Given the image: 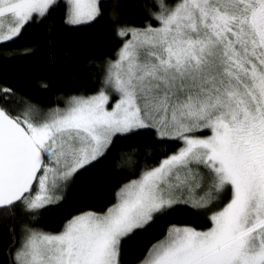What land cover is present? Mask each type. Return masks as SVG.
I'll return each mask as SVG.
<instances>
[{
	"label": "snow or ice",
	"instance_id": "snow-or-ice-1",
	"mask_svg": "<svg viewBox=\"0 0 264 264\" xmlns=\"http://www.w3.org/2000/svg\"><path fill=\"white\" fill-rule=\"evenodd\" d=\"M105 2L0 0V44L46 21L51 31L58 9L65 25L98 23ZM119 7L107 18L120 47L98 65L93 92L45 108L0 84V214L25 217L0 254L7 264H123L126 239L190 204L210 226L170 224L138 264H264V0H151L142 26ZM149 134L178 147L141 165L140 144H129L114 202L58 232L39 226L80 170L116 140Z\"/></svg>",
	"mask_w": 264,
	"mask_h": 264
},
{
	"label": "trees",
	"instance_id": "trees-1",
	"mask_svg": "<svg viewBox=\"0 0 264 264\" xmlns=\"http://www.w3.org/2000/svg\"><path fill=\"white\" fill-rule=\"evenodd\" d=\"M105 2V0H102ZM105 2V19L90 26H69L63 23V9H58L50 21H54L51 31L49 21L26 33L23 40L15 44H0V84L15 88L32 102L47 107L65 106L71 95L93 92L100 81L98 65L107 59H115L120 41L115 37L108 21L110 5ZM123 20L142 26L143 5L151 0H115ZM25 48L33 49L24 54ZM140 144V164H157L165 150L171 151L177 144L157 143L156 138L148 136L133 140L115 141L110 155L101 158L87 170H80L64 193V200L44 213L39 226L47 231L58 232L65 221L78 211L89 208L101 210L114 202L116 188L129 178L127 165L120 163V152L129 144ZM150 145L153 151L143 156L144 148ZM119 165V166H118ZM25 217L19 211L15 217L0 214V246L11 238L9 228L19 230ZM170 224L191 225L197 228L210 226L207 215L190 205H180L170 215L158 219L143 231H137L122 245L123 264H138L145 251L162 239ZM0 264H7V258L0 254Z\"/></svg>",
	"mask_w": 264,
	"mask_h": 264
},
{
	"label": "rangeland",
	"instance_id": "rangeland-1",
	"mask_svg": "<svg viewBox=\"0 0 264 264\" xmlns=\"http://www.w3.org/2000/svg\"><path fill=\"white\" fill-rule=\"evenodd\" d=\"M64 107V106H63ZM204 193L201 191V192H198L197 195H203ZM190 205V204H189ZM192 206V205H190Z\"/></svg>",
	"mask_w": 264,
	"mask_h": 264
}]
</instances>
